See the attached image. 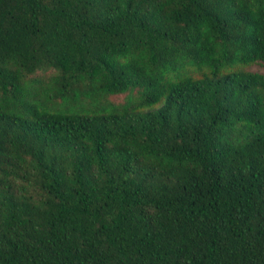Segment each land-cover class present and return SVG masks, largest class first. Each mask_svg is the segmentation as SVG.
<instances>
[{"label":"trees","instance_id":"1","mask_svg":"<svg viewBox=\"0 0 264 264\" xmlns=\"http://www.w3.org/2000/svg\"><path fill=\"white\" fill-rule=\"evenodd\" d=\"M264 0H0V264H264Z\"/></svg>","mask_w":264,"mask_h":264},{"label":"rangeland","instance_id":"2","mask_svg":"<svg viewBox=\"0 0 264 264\" xmlns=\"http://www.w3.org/2000/svg\"><path fill=\"white\" fill-rule=\"evenodd\" d=\"M246 69L253 72H260L264 74V64L262 63L253 64L251 66H248Z\"/></svg>","mask_w":264,"mask_h":264}]
</instances>
